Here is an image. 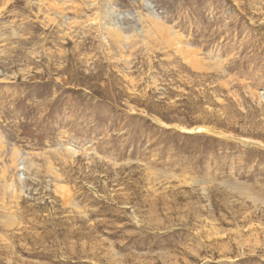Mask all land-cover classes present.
Instances as JSON below:
<instances>
[{
  "label": "rangeland",
  "instance_id": "374dc122",
  "mask_svg": "<svg viewBox=\"0 0 264 264\" xmlns=\"http://www.w3.org/2000/svg\"><path fill=\"white\" fill-rule=\"evenodd\" d=\"M0 264H264V0H0Z\"/></svg>",
  "mask_w": 264,
  "mask_h": 264
},
{
  "label": "bare ground",
  "instance_id": "6f19581e",
  "mask_svg": "<svg viewBox=\"0 0 264 264\" xmlns=\"http://www.w3.org/2000/svg\"><path fill=\"white\" fill-rule=\"evenodd\" d=\"M193 65H194V67H196V68H202V66L201 65H199V64H196V63H193ZM194 132H197V133H199V132H210V133H213V134H216V135H220V136H224L225 134H223V133H220V132H215V131H213L212 129H209V128H206V127H198V128H195L194 129ZM226 137V136H225ZM244 143H247V141H245V140H242Z\"/></svg>",
  "mask_w": 264,
  "mask_h": 264
}]
</instances>
